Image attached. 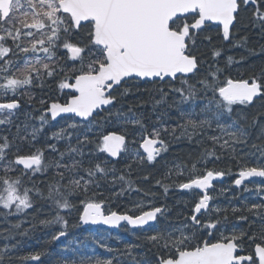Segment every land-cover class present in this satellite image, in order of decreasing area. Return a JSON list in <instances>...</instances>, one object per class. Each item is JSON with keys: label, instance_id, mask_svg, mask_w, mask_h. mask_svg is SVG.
Listing matches in <instances>:
<instances>
[{"label": "snow or ice", "instance_id": "1", "mask_svg": "<svg viewBox=\"0 0 264 264\" xmlns=\"http://www.w3.org/2000/svg\"><path fill=\"white\" fill-rule=\"evenodd\" d=\"M238 25L264 38V0H0V217L39 212V202L49 212L38 222L59 226L49 244L87 225L122 228L138 241L116 236L118 247L107 242L111 232L91 233V248L69 241L55 264H264V67L233 79L231 68L247 57L227 54L243 48L264 57V46L248 48L246 35H234ZM53 85L64 102L44 98ZM157 85H167L155 87L166 111L151 129L131 107H117L134 89ZM25 97L43 106L38 117L23 112ZM171 110L174 126L163 123ZM49 126L57 130L46 134ZM167 136L198 151L155 176ZM125 157L127 172L116 166ZM221 160L224 168L209 167ZM134 164L165 197L171 188L188 191L187 211L170 215L152 187L134 186ZM229 175L250 196L222 207L210 190ZM117 185L113 196L135 191L145 200L106 212L96 198ZM25 222H9L0 236H28ZM50 255L25 254L19 242L0 246V264H44Z\"/></svg>", "mask_w": 264, "mask_h": 264}, {"label": "trees", "instance_id": "2", "mask_svg": "<svg viewBox=\"0 0 264 264\" xmlns=\"http://www.w3.org/2000/svg\"><path fill=\"white\" fill-rule=\"evenodd\" d=\"M238 31L234 34L237 38L242 36L248 37V48H255L257 51L260 50L261 46H264V38H262L259 29L252 28V27H243L242 25H238ZM214 35V33H213ZM217 43H220L217 41ZM203 51L207 52V49H203ZM228 55H233L235 58L239 59L241 54L247 57L246 62L243 65H234L231 68V71L228 75L231 76L233 79H241V78H248L255 72L259 75L260 69L264 67V57L260 56H250L245 49L243 48H235L231 49L230 52L227 53ZM223 66V65H221ZM163 86L165 91H167V85H157V86H147L148 90L141 88L139 91L133 90V93L125 96L121 103L117 105V107L123 106L125 112H127L128 108L131 107L133 112L136 113L137 116L144 119L145 124L148 125L149 129H151L154 125H156L157 119L156 117L163 112L166 111V104L162 103L160 105H156V101L160 99V94L155 91V87ZM41 90L35 89L34 94L36 95L37 101L41 98ZM44 98L51 100H58V102H64L65 97L64 95L59 92L56 87L50 86L44 90ZM51 100L49 102H51ZM24 113H28L31 116L38 117L40 109H42V105L38 102H29L27 97L24 98ZM259 110V104L257 105L256 109H252V112L255 113ZM131 115V113H129ZM103 115V114H102ZM171 118L168 116H164L163 123L167 125L174 126L178 123L177 120V113L175 110H171L170 112ZM24 118L22 113L21 119ZM31 123L39 124L37 120H30ZM119 125L113 124L111 126V130H118ZM132 127V126H128ZM57 130L55 127L49 126L45 129L46 134H50L52 131ZM257 130H253V137H255ZM166 139L171 141L169 151L164 154L163 158L160 160V163L156 165V172L155 176H159L163 170L166 163L171 164L174 160H183L186 159L189 155H196L198 151V146L195 143H191L185 139L174 140L171 136L165 137ZM135 145L129 144V152L135 150ZM127 162V157L125 160L120 161L117 164L118 169H124L125 163ZM228 162L226 160H221L217 162L215 165L209 164V167H219L224 168ZM233 173H235L236 168L232 167ZM144 169L141 168L139 165H133V170L130 176V179L133 181L134 186H139L142 189L145 187H152V191L156 192L157 195L155 197V202L158 204H167L171 209L170 215L175 216L178 212H186L187 208L186 205L190 204L191 202V194L188 191H181L178 188H171L167 193V196L162 193V190L154 187V180L152 185L146 184L143 180L139 179L138 177L142 175ZM226 178L222 182L216 183V188L211 190L212 194L216 197L215 203L219 204L220 206H226L229 203L232 204H239V200L231 199L233 196L239 197L243 199L245 196H250V193H242L240 189H235L232 185L233 177L231 175L225 176ZM37 183H40V179H37ZM119 185L116 186V189H108L107 187L101 189L103 191L102 197H97V200L104 201L105 211L111 210L116 211L119 213H124L128 209L132 208L137 201H144L145 197L143 193H137L135 191H126L120 196H113L111 193L112 191H118ZM223 190V191H222ZM38 208L42 210L39 212H34L33 210H29L31 214L27 216H9L7 218L0 217V231L7 230L9 228L10 223H16L21 221H26L22 224V228H30L31 231L29 232L28 236H20L16 235L15 239L8 241L5 240L2 236H0V246L4 245L5 243H17L19 242L20 248L23 253H28L32 250H41L45 249L49 253L50 256L44 258V264H55V261L59 259L61 252L60 249L63 245L67 244L69 241H75L72 247H76V244H80L81 242H87L89 247L91 248L92 241L90 238L91 233L97 232H110L107 230L102 229H84L81 226L76 228L69 229V235L60 243H47L49 235L51 232L56 231L59 226H50L45 227L44 225L40 224L38 221L41 219L47 218V214L49 209L46 205L42 203L37 204ZM33 216L36 217V220H33ZM70 223L76 222V216L73 214L70 218ZM35 222V228H32V224ZM16 231V230H13ZM113 238L109 239L107 242L110 245L122 247L119 242L115 239L116 236H119L121 240L124 242H138L136 237L130 234V232H126L123 229L119 230L118 232H111ZM7 233L5 232V235ZM87 238V240H86ZM98 252L103 255V251L97 249ZM90 254V253H89ZM69 259L74 258L73 253L69 252L66 254ZM148 257H151V253L147 254Z\"/></svg>", "mask_w": 264, "mask_h": 264}, {"label": "water", "instance_id": "3", "mask_svg": "<svg viewBox=\"0 0 264 264\" xmlns=\"http://www.w3.org/2000/svg\"><path fill=\"white\" fill-rule=\"evenodd\" d=\"M88 226H101V227L107 228V226H104V225H87V226H83V227H88ZM111 230H117V229H111Z\"/></svg>", "mask_w": 264, "mask_h": 264}]
</instances>
